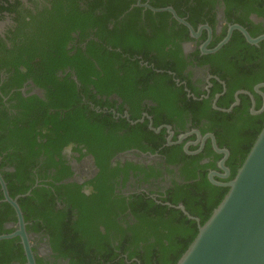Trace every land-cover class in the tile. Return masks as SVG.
<instances>
[{
	"label": "flooded vegetation",
	"instance_id": "af4514ba",
	"mask_svg": "<svg viewBox=\"0 0 264 264\" xmlns=\"http://www.w3.org/2000/svg\"><path fill=\"white\" fill-rule=\"evenodd\" d=\"M34 111L77 127L28 134ZM263 125L264 0H0V165L17 204L36 192L21 211L35 264H74L42 200L47 223L100 235L94 264H154L169 244L170 264ZM14 239L22 256L1 263L28 264Z\"/></svg>",
	"mask_w": 264,
	"mask_h": 264
},
{
	"label": "water",
	"instance_id": "95a60500",
	"mask_svg": "<svg viewBox=\"0 0 264 264\" xmlns=\"http://www.w3.org/2000/svg\"><path fill=\"white\" fill-rule=\"evenodd\" d=\"M243 33L248 42L257 43ZM225 186L228 191L224 198L198 227L176 264H264V125L234 178ZM0 189L18 221V230L0 236V241L18 236L28 264H35L21 210L16 199L9 196L1 174Z\"/></svg>",
	"mask_w": 264,
	"mask_h": 264
},
{
	"label": "trees",
	"instance_id": "16d2710c",
	"mask_svg": "<svg viewBox=\"0 0 264 264\" xmlns=\"http://www.w3.org/2000/svg\"><path fill=\"white\" fill-rule=\"evenodd\" d=\"M52 102L54 104L53 105L54 107L59 106L57 101L54 98L52 99ZM43 113L44 112L40 113L39 111L38 112L34 111L33 113H31L32 117H30L28 119V121L31 122V124H30L31 126L28 127L29 130H25L26 133H28V134L34 133V136H36V133L38 134V132H37L38 128L40 129V128L48 127L47 125L49 124L51 126V128H53L55 131L63 132L65 135H67L68 133H70L69 128L74 129L75 127H77V124H75V120H73L71 122H69L68 120H65L66 122L64 121L65 122L64 125L59 126L60 122H58L57 118L54 116H50V117L46 118L45 120H43V117L41 119H38V120L32 119L34 114H43ZM43 115L46 116L45 114H43ZM250 148H251V146L242 155L241 161L237 166V170L241 166V164H242L244 158L246 157L247 153L249 152ZM3 165L4 164L0 165V172L2 173V176H3V179L5 180V182H7V188H8L9 195L13 198L18 193H25L26 190L19 189V191H17V190L10 188L9 181L11 180L10 178L12 177V175L9 173L2 172ZM237 170H236V172H237ZM227 191H228V189H225L224 192H222V195L220 196V198L217 201H215V203L212 204L213 205L212 210L210 211V213L208 214V217L206 219L209 218L213 209L216 208L218 206V204L222 201V199L224 198ZM35 194H36V192L32 191L31 196L26 197V198H21L18 200V204L21 208V211L24 212L27 220L31 216L28 213V211L26 210V206H28L30 208L33 207L32 203L34 201ZM191 195H192V192L191 191L188 192V194H187L188 199H191ZM197 196L202 197L203 195L201 194V192H199L197 194ZM1 197L2 196L0 193V199H1ZM188 199L185 201V205L187 208H192L193 205H192V203L190 204ZM198 201H199V203H201L202 199H200ZM207 204L208 203H206V205ZM53 207H54V205L51 204L48 200H46V201L42 200V201H40V203L38 205L35 206V209H37V211L40 212L42 214V216L44 217V218H42V221H43L44 227L46 228L51 239L55 240L54 238L59 237L60 240H55V241H57L62 246V250L66 253L67 257H69L74 262V264H94V262H100V261L88 260L87 257L90 255L99 256L104 261L109 258V256L107 255V252L104 249H92L88 245L91 242V236L100 238V235L99 234L91 235V232H89V229L87 228L90 225L87 226V222L82 218V216H81L80 223H77V224L71 223L69 221V219L56 221V222L49 221L47 223L46 221L48 219L47 216L49 215V213L46 214V211L52 210ZM193 211H194V209H193ZM11 212L13 213V211L11 210V207L8 204H1L0 205V235L5 234V233L9 234V231H4L2 229V225L5 221L10 220L8 217V214H11ZM200 214H201V212L199 211V215ZM203 223H204V221H203ZM196 234H197V231L194 233L193 237L189 240V242L184 247H182L180 252L176 255V258L170 264H176L177 263L179 258L182 256V254L188 248L189 244L195 238ZM14 241H18V239L0 242V258L7 257L8 259H10L9 257L22 256L20 246L15 253L8 249V246L6 244H10L11 242H14ZM173 250H174V248H172V246H170V244H169L167 246L166 250L164 251L163 256L160 254V252H157V254H156L157 257H156V260L154 261V264H161L163 261L169 260L172 256ZM2 263L0 261V264H2Z\"/></svg>",
	"mask_w": 264,
	"mask_h": 264
}]
</instances>
